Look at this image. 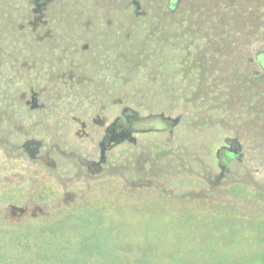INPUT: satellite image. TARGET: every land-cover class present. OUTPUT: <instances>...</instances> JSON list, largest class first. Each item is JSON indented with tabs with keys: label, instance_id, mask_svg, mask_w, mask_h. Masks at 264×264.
<instances>
[{
	"label": "rangeland",
	"instance_id": "1",
	"mask_svg": "<svg viewBox=\"0 0 264 264\" xmlns=\"http://www.w3.org/2000/svg\"><path fill=\"white\" fill-rule=\"evenodd\" d=\"M64 223L264 264V0H0V246Z\"/></svg>",
	"mask_w": 264,
	"mask_h": 264
},
{
	"label": "trees",
	"instance_id": "2",
	"mask_svg": "<svg viewBox=\"0 0 264 264\" xmlns=\"http://www.w3.org/2000/svg\"><path fill=\"white\" fill-rule=\"evenodd\" d=\"M20 231L4 235L1 264H157L146 255L156 250L153 245L113 242L122 231L115 235L109 225L64 223Z\"/></svg>",
	"mask_w": 264,
	"mask_h": 264
},
{
	"label": "water",
	"instance_id": "3",
	"mask_svg": "<svg viewBox=\"0 0 264 264\" xmlns=\"http://www.w3.org/2000/svg\"><path fill=\"white\" fill-rule=\"evenodd\" d=\"M175 6H176V0H171V8L173 9ZM159 119L162 120V121H164L167 125H170V124H171V123L169 122V119H168L167 117H164V116H162V115H159ZM118 127H121V125H114V124H112V125L109 127V130H110L112 133L118 131V134L121 135V136H124V135H125V136H129L128 134H126V133L124 132L123 129L118 130V129H117ZM112 140H114V137H113V136L109 138V141H112ZM233 153H236V150H233Z\"/></svg>",
	"mask_w": 264,
	"mask_h": 264
},
{
	"label": "flooded vegetation",
	"instance_id": "4",
	"mask_svg": "<svg viewBox=\"0 0 264 264\" xmlns=\"http://www.w3.org/2000/svg\"><path fill=\"white\" fill-rule=\"evenodd\" d=\"M141 121H144V119H139V118H137V117H134V116H130V119H129V121H128V126H127V129L128 130H135L136 128H135V126H134V123H138V122H141ZM119 129H123L124 130V128L121 126V127H119Z\"/></svg>",
	"mask_w": 264,
	"mask_h": 264
}]
</instances>
